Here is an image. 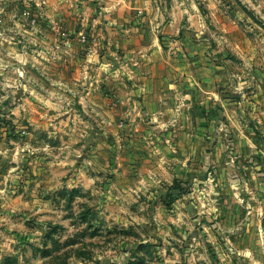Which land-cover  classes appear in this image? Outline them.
Returning <instances> with one entry per match:
<instances>
[{
	"label": "crops",
	"instance_id": "crops-1",
	"mask_svg": "<svg viewBox=\"0 0 264 264\" xmlns=\"http://www.w3.org/2000/svg\"><path fill=\"white\" fill-rule=\"evenodd\" d=\"M30 6L51 17L36 22L35 43L48 59L72 62L65 85L86 91L92 134L121 140L115 173L125 187L159 207L160 191L190 189L180 215L212 224L221 242L207 245L211 264H264V35L250 34L256 23H208L195 0Z\"/></svg>",
	"mask_w": 264,
	"mask_h": 264
},
{
	"label": "rangeland",
	"instance_id": "rangeland-1",
	"mask_svg": "<svg viewBox=\"0 0 264 264\" xmlns=\"http://www.w3.org/2000/svg\"><path fill=\"white\" fill-rule=\"evenodd\" d=\"M195 1L208 23L264 35V0ZM33 3L0 0V264H211L212 224L180 215L190 189L160 191L159 207L118 178L121 140L86 125V91L65 85L72 62L35 43L30 23L51 17Z\"/></svg>",
	"mask_w": 264,
	"mask_h": 264
},
{
	"label": "built area",
	"instance_id": "built-area-1",
	"mask_svg": "<svg viewBox=\"0 0 264 264\" xmlns=\"http://www.w3.org/2000/svg\"><path fill=\"white\" fill-rule=\"evenodd\" d=\"M43 4H45V1L43 2ZM30 25L32 26V28H35V26H36V21L34 20L33 23H30ZM69 40H70V39H69ZM80 42H81L83 45H85V44L88 43V40H87V37H86L85 34L82 35ZM66 45H70L69 41L65 44V46H66ZM211 175H212V174H211Z\"/></svg>",
	"mask_w": 264,
	"mask_h": 264
}]
</instances>
